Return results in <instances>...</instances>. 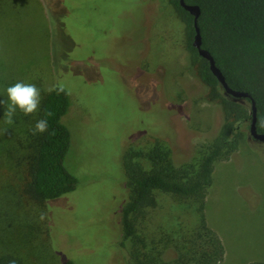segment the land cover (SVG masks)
<instances>
[{"label": "rangeland", "instance_id": "1", "mask_svg": "<svg viewBox=\"0 0 264 264\" xmlns=\"http://www.w3.org/2000/svg\"><path fill=\"white\" fill-rule=\"evenodd\" d=\"M169 1L0 0V99L18 81L34 83L42 101L56 84L69 90L65 164L78 179L75 190L47 203L31 195L40 138L33 130L42 110L21 113L18 119L32 125L23 132L22 162L9 161L0 173L15 171L11 188L23 204L12 210L20 218L13 240L0 234V255L18 253L24 264H62L65 255L75 264H127L119 244L131 190L126 158L147 171L155 157L186 176L198 171L224 121L219 94L227 95L200 78ZM15 125L0 115V135ZM245 133L240 149L216 163L207 190V222L225 248L220 264L264 262V142ZM156 195L157 206L138 220L139 234L171 260L174 239L198 224L197 202Z\"/></svg>", "mask_w": 264, "mask_h": 264}, {"label": "trees", "instance_id": "2", "mask_svg": "<svg viewBox=\"0 0 264 264\" xmlns=\"http://www.w3.org/2000/svg\"><path fill=\"white\" fill-rule=\"evenodd\" d=\"M169 2L184 25L185 46L191 54L192 62L197 64L200 78L212 91L220 89L226 93L211 70L208 59L201 56L193 45L194 15L181 5L180 0ZM186 2L200 6L198 23L203 47L215 57L217 65L233 88L251 93L258 109V131L264 132V0H186ZM219 95L224 99L221 100L224 121L195 174L186 176L173 167H165L159 157L154 158L152 169L147 171L144 166L133 165L127 160L128 154L126 155L125 173L127 186L131 190L129 199L121 210L122 237L119 244L125 250L127 264H220L224 259V244L206 218L207 190L213 183L216 163L230 159L231 155L240 149L246 134L245 128L250 127L252 103L248 97L239 98L228 93L227 96ZM70 105L71 96L66 87L65 93L47 92L42 101V118L45 117V112H51L52 115L47 117L48 131L39 133L33 166L30 167L32 179L29 192L45 203L49 199L75 190L78 183L77 177L65 164L72 146V134L64 122ZM5 111L6 108H1L0 115L4 116ZM21 113L17 109L13 117L16 122L13 131L6 129L1 132L0 167L9 161L10 164L12 161L22 162L21 157L28 138V131L25 134L23 132L32 125L18 119ZM31 133L32 131L29 136ZM250 136L254 138L251 134ZM13 169L15 170V167ZM16 171L20 177L22 172L18 169ZM14 177L15 171L8 174L6 178L11 181L9 183L8 180H3L6 178H2L0 173V234L8 235L11 240L13 238L10 232L15 229V223L20 219L18 212H13L14 204H23L22 200L16 198L12 189ZM4 185L6 188H3ZM7 192L10 193V199L3 197ZM158 192L171 193L185 199L192 198L197 202L198 224L190 233H183L174 239L173 246L177 254L171 260L161 258L163 252L160 250L146 246L145 237L139 234L138 229V220L140 216H144L145 208L157 206ZM17 254H1L0 264H11L13 260L16 264H24L21 256ZM62 264L75 262L65 255ZM250 264L264 262L255 261Z\"/></svg>", "mask_w": 264, "mask_h": 264}, {"label": "clouds", "instance_id": "3", "mask_svg": "<svg viewBox=\"0 0 264 264\" xmlns=\"http://www.w3.org/2000/svg\"><path fill=\"white\" fill-rule=\"evenodd\" d=\"M6 97L0 99V106H4L6 111L4 117L6 122L13 123V117L19 109L25 116L36 113L42 102L41 90L34 83H25L18 81L6 88ZM48 92L55 91L57 94L65 93V87L62 83L56 84L47 89ZM51 112H45V117L38 119L35 123L33 134H43L48 131L49 122L47 117L51 116ZM11 264H16V261H11Z\"/></svg>", "mask_w": 264, "mask_h": 264}, {"label": "water", "instance_id": "4", "mask_svg": "<svg viewBox=\"0 0 264 264\" xmlns=\"http://www.w3.org/2000/svg\"><path fill=\"white\" fill-rule=\"evenodd\" d=\"M182 6H184L187 10H189L194 15V25H195V35L193 39V45L198 49V52L201 56L205 57L209 61V65L213 73L216 75L218 80L220 81L222 87L226 91V93L231 94L235 97H248L251 99L252 103V114L250 121V134L257 140L264 142V132H259L257 127V104L253 96L250 92L240 89L233 88L227 81L225 74L221 70V68L217 65L215 57L212 53L203 47V38L201 29L198 23L199 16L201 14V8L198 4L187 3L186 0H180Z\"/></svg>", "mask_w": 264, "mask_h": 264}]
</instances>
